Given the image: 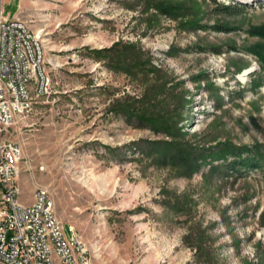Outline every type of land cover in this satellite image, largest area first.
Segmentation results:
<instances>
[{
    "label": "rangeland",
    "instance_id": "rangeland-1",
    "mask_svg": "<svg viewBox=\"0 0 264 264\" xmlns=\"http://www.w3.org/2000/svg\"><path fill=\"white\" fill-rule=\"evenodd\" d=\"M1 1L49 74L7 132L21 199L48 188L93 264H264V0ZM237 146L260 166H220Z\"/></svg>",
    "mask_w": 264,
    "mask_h": 264
},
{
    "label": "built area",
    "instance_id": "built-area-1",
    "mask_svg": "<svg viewBox=\"0 0 264 264\" xmlns=\"http://www.w3.org/2000/svg\"><path fill=\"white\" fill-rule=\"evenodd\" d=\"M48 86L43 41L26 20L6 15L0 0V264H93L79 232L70 225L67 233L48 188H36L31 203L21 199L23 147L7 132Z\"/></svg>",
    "mask_w": 264,
    "mask_h": 264
},
{
    "label": "trees",
    "instance_id": "trees-1",
    "mask_svg": "<svg viewBox=\"0 0 264 264\" xmlns=\"http://www.w3.org/2000/svg\"><path fill=\"white\" fill-rule=\"evenodd\" d=\"M233 6L230 5H223V9L226 11H230ZM262 62L264 64V55H262ZM244 147V146H243ZM243 147L237 146L232 148H222L217 156H220L221 158H225L228 153L233 156V160L231 162H226L224 164H219L223 168H238L242 166H249L248 164H251V166L259 167V162H251L250 157H243L242 156V150ZM211 153H203L201 154L199 151L194 150L193 148H180L177 144L171 143L170 146L166 149L165 155L169 159L171 163L177 166H181L187 170L193 171L195 170L200 163L198 162L200 158L206 159L207 156H210ZM251 159V160H250ZM219 165H213L211 167L212 170H215L219 167Z\"/></svg>",
    "mask_w": 264,
    "mask_h": 264
},
{
    "label": "crops",
    "instance_id": "crops-1",
    "mask_svg": "<svg viewBox=\"0 0 264 264\" xmlns=\"http://www.w3.org/2000/svg\"><path fill=\"white\" fill-rule=\"evenodd\" d=\"M19 7H20V1H19ZM19 12V11H18Z\"/></svg>",
    "mask_w": 264,
    "mask_h": 264
}]
</instances>
